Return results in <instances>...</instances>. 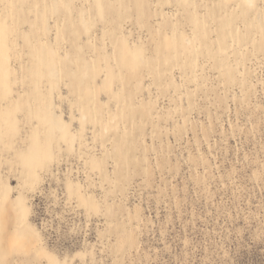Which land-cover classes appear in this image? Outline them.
Wrapping results in <instances>:
<instances>
[{
  "label": "rangeland",
  "instance_id": "rangeland-1",
  "mask_svg": "<svg viewBox=\"0 0 264 264\" xmlns=\"http://www.w3.org/2000/svg\"><path fill=\"white\" fill-rule=\"evenodd\" d=\"M0 264H264V0H0Z\"/></svg>",
  "mask_w": 264,
  "mask_h": 264
}]
</instances>
